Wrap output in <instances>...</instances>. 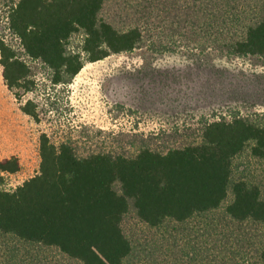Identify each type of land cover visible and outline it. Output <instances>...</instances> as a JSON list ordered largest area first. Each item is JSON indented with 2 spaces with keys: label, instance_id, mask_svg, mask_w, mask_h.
I'll use <instances>...</instances> for the list:
<instances>
[{
  "label": "trees",
  "instance_id": "16d2710c",
  "mask_svg": "<svg viewBox=\"0 0 264 264\" xmlns=\"http://www.w3.org/2000/svg\"><path fill=\"white\" fill-rule=\"evenodd\" d=\"M198 2L183 15L177 0H17L8 23L26 55L43 62L57 85L70 83L86 62L149 41L156 52H166L177 51L176 38L204 37L210 43L200 42L202 50L211 46L230 56L264 57V0L254 12L239 10L237 0ZM78 33L82 46L72 49L70 40ZM0 63L10 89L31 88L30 66L2 37ZM31 104L23 109L37 118ZM248 147L264 159V126L240 116L207 122L199 143L165 152L145 147L133 157L80 156L70 144L56 145L43 134L39 172L13 190L0 189V234L55 247L83 264H125L133 252L123 227L131 208L159 228L219 210L231 189L226 217L264 225L261 187L233 178L235 159ZM20 168L17 157L0 160L4 172ZM259 256L264 264V240Z\"/></svg>",
  "mask_w": 264,
  "mask_h": 264
},
{
  "label": "rangeland",
  "instance_id": "374dc122",
  "mask_svg": "<svg viewBox=\"0 0 264 264\" xmlns=\"http://www.w3.org/2000/svg\"><path fill=\"white\" fill-rule=\"evenodd\" d=\"M0 0V37L30 66V89H10L0 63V160L17 157L16 173L0 170V189L13 190L40 169V138L70 144L80 156L108 152L135 156L142 148L158 151L203 140L207 122L234 116L264 126V57L230 56L207 38H176L177 51L156 52L149 42L131 52L86 62L70 82L54 84L51 70L28 57L9 29L13 2ZM194 0H177L181 13ZM205 5L207 0H199ZM239 10L254 12L260 0H237ZM114 5V3H113ZM184 15V14H183ZM185 17V16H183ZM83 34L70 40L80 49ZM32 102L37 118L23 107ZM246 177L261 187L264 159L251 148L235 159L234 180ZM232 189L223 206L203 216L159 228L144 223L131 208L123 227L133 243L125 264H262L264 225L240 224L226 217ZM0 264H83L55 247H41L0 234Z\"/></svg>",
  "mask_w": 264,
  "mask_h": 264
}]
</instances>
